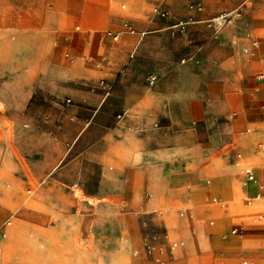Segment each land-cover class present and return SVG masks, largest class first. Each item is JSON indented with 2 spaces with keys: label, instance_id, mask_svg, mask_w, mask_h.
<instances>
[{
  "label": "crops",
  "instance_id": "obj_1",
  "mask_svg": "<svg viewBox=\"0 0 264 264\" xmlns=\"http://www.w3.org/2000/svg\"><path fill=\"white\" fill-rule=\"evenodd\" d=\"M157 1L137 0L127 13L97 5L92 7L93 24L104 14L114 30L110 32L119 33L120 37L117 41L102 38L98 44L94 34L79 35L84 46L78 54L81 57L94 54L96 58L86 68L62 72L60 77L90 84L96 89L93 93L74 95L81 102L78 110L67 113L55 108L57 126L53 129L55 134L50 135L56 136L62 131L67 142L76 135L79 137L87 124L91 126L92 137L78 142L77 137L72 153L82 158V162L104 164L98 196L112 201L114 211L119 210L120 201H124L123 208L131 217L183 206L181 217L188 219L190 209L196 211L193 213L196 221L190 223L195 235L188 232L184 221L179 223V228H174L167 220H162V213L148 217L147 230L158 238L153 242L155 246L167 245L164 235L170 231L187 242L179 240L185 246L167 264H217L244 256L254 264H264V250L250 247L242 240L246 234L249 242L255 243V237L264 234V229L254 231L252 227L249 231V228L236 227L238 239L222 238L207 224L215 212L208 205L209 198L213 195L226 198L229 185L239 174V152L254 162V168L247 166L242 171L245 177L238 192L249 196L248 205L252 204V199L264 198V0H202L201 13L188 11L190 0H162L159 6L169 10L171 17L163 20L154 16L159 21L154 23L150 21V7ZM80 5L76 0H25L21 10L14 3L6 15L8 19L20 20L19 24H8L0 29V37L16 36L14 50L22 51L24 62L28 64L33 54L49 50L53 42L54 45L58 42L71 45L63 34L69 18L76 17ZM190 17L194 21L184 29L170 28ZM126 21L139 31L151 26L160 27V31L145 32L142 38L124 30L119 32ZM51 56L38 58L49 64ZM155 75L160 84L167 82V90L155 93V88L147 86L148 79ZM103 81L115 83L116 89L106 95L101 87ZM188 84L199 87V91L187 94L185 85ZM182 86L184 89L180 91ZM58 97L50 96V99ZM0 100L4 102L1 97ZM8 112L10 116L14 114L12 109ZM117 112L121 113L119 126L125 130L122 139H113L107 132ZM197 113L202 125L192 127ZM157 115L167 117L168 125L164 130L169 135L168 140L155 132ZM210 116H215V121ZM97 129L104 130L103 138L96 139ZM205 129H211V133L196 141L194 137ZM5 130V126H0V131ZM227 148H233L230 156L224 154ZM110 161L121 169L122 179L108 180L112 178L106 171ZM190 171L198 178L194 179V184H184ZM248 171L254 174V183L247 181ZM65 174L59 172L53 179L69 178L78 185V180L84 177L83 171ZM207 178H212L213 186ZM63 190L60 182L52 180L41 188L37 198L36 204L42 211L39 227L45 231L38 233L30 228L32 233L27 236L31 243L44 245L42 263L92 264L99 259L105 264L114 263V258L118 257L116 249L121 252L116 236L131 230L127 218L116 215L114 219L102 221L90 213L80 216V203L66 200ZM2 199L0 217L5 214V208L8 211L6 202L11 198ZM213 202L218 203V198ZM250 211L264 213V202H257ZM57 217L59 221L50 224ZM223 219L227 223L222 228L219 225L218 230H224L229 222L224 215ZM27 222L37 226L34 221ZM99 227H104V234L95 235L93 247L81 250L75 246L78 241L91 245L93 233ZM209 231L214 235L212 238L206 236ZM16 232L14 228L11 235ZM132 241L129 236L123 247L131 245ZM5 246L4 242L0 244L1 252L5 251Z\"/></svg>",
  "mask_w": 264,
  "mask_h": 264
},
{
  "label": "rangeland",
  "instance_id": "obj_2",
  "mask_svg": "<svg viewBox=\"0 0 264 264\" xmlns=\"http://www.w3.org/2000/svg\"><path fill=\"white\" fill-rule=\"evenodd\" d=\"M25 0H0V29L8 26V24H19L20 20H11L7 17L9 7L15 3L16 6L22 10ZM67 2V0H62ZM81 4L79 6L76 17H70L68 25L63 34L67 37L70 46L58 42L57 45L52 43L49 50H44L41 53L33 54V59L30 63L24 62L23 52L14 50V45L17 43V37L12 35L3 39L0 37V126H5V131H0V202H3L4 196H10L8 205V211L5 208V214L0 217V232L7 234L5 239H0V244L3 242L6 244L5 251L1 252L0 248V264H43L45 261L43 250L44 245L39 242L35 244L31 243L30 228L37 231H45L39 227L40 216L42 212L36 202L40 194L41 188L46 183L54 180L61 183L64 188L63 193L69 202H79L81 210L78 214L87 216V213L94 214L97 220L104 218L114 219L117 217H125L128 220V224L131 225V230L127 233L117 235L115 240L121 244V252L116 249L117 258H114L112 264H162L159 259L167 264L172 259V256L168 248H166L171 241H179L185 239L181 236H177L169 232V241L167 245L156 246L158 248H164L165 254L160 256L158 251L149 253L145 248V239L153 242L155 240V234L150 233L147 229L149 227L148 217L159 215L162 213V220H167L170 223V227L179 228V223L184 221L187 224L188 232L195 235L194 228L190 223L196 221V211L190 209L188 212V219L182 218L181 213L184 212L185 207H174L171 209H156L150 212L148 215L142 217H131L128 214V210L123 208L124 201H120L118 204L119 210L114 211V203L109 199H100L98 194L103 182L102 170L103 163L96 162L95 164H88L87 161L82 162V158L76 157L73 152V145L78 137H73L72 140L65 142L63 132L54 135H50L54 127L57 126V114L55 108L61 109L67 113L71 110H78L81 106V102L75 99L74 95L77 93H93L96 87L83 82L72 81L71 79H64L60 77L62 72H72L78 68L87 67L88 63L93 62L96 58L94 54L81 57L78 51H81L84 46L79 38L80 34H94L96 42L99 44L101 39L110 38L107 34L113 31L109 27V20L106 15H100L96 24H93L91 19L92 7L94 5L100 7L111 8L113 10L127 13L131 10L132 4L137 0H76ZM83 1V2H82ZM162 3V0L157 1L150 7V21L154 23L159 22L154 17V9ZM53 3L49 5V9H52ZM125 6V8H123ZM22 23V22H21ZM23 26V24H21ZM79 28V29H78ZM126 31L130 33V30H134L138 35V38L145 37L142 33H156L160 31V27H147L142 30H136L129 22H124L123 28L120 31ZM178 30V29H176ZM113 43H119L114 42ZM48 55H52L51 63L44 62L43 57L46 59ZM39 57V58H38ZM181 64H184L183 60ZM119 74V73H118ZM155 77V84H151L150 80ZM147 81L149 88H155V93L164 89L167 90V82L160 84L158 76H152ZM105 82V81H104ZM105 85H111V83L105 82ZM187 86L185 92L187 94L197 93L199 87ZM116 89V86L114 90ZM183 86L180 91H182ZM113 90V91H114ZM50 96H59L58 99H50ZM11 106L14 114L10 116L7 106ZM120 112L114 115V120L111 126H107V132L112 136L111 138L122 139L125 135L124 127L119 126ZM212 119H216L215 116ZM192 127L201 126L200 114L197 113L193 117ZM215 121V120H214ZM211 122H208L210 126ZM215 123H213V126ZM168 120L166 116H155V132H160V137L164 140H168L169 135L164 129H167ZM212 125V124H211ZM59 126V124H58ZM249 129L246 131L248 132ZM199 132V131H198ZM211 133V129H206L204 132L197 134L194 139L196 141L202 140L205 134ZM80 133V132H79ZM213 133V131H212ZM96 139L104 137V130H96ZM91 138L92 131L91 126L86 125L84 130L79 135L77 142L82 138ZM62 140V141H61ZM72 149V151H71ZM233 148H227L224 152L226 156H230ZM239 163V174L229 185L228 194L226 198H219L215 195L211 196L208 200V205L213 209L214 215L207 224L212 226L213 230L219 232L222 238H235L238 236L233 235L232 230L236 227L254 228V231H263L264 229V213L259 211H250L257 202H264V198L256 201L252 199V204L248 205L246 198L249 196L238 192V188L243 186L244 175L242 171L248 166L254 168V162L247 160L242 152L237 154ZM254 170V169H253ZM76 171H83V178L79 179L78 185L73 184L69 178H57V173H66L68 175L73 174ZM106 171L112 176L108 180H120L122 179L121 169L112 161L106 164ZM65 174V175H66ZM90 174L91 177L87 175ZM190 177L185 183L194 184L196 173L194 171L189 172ZM214 185L212 178H207ZM64 183V184H63ZM198 192V188L194 187ZM31 191V193H29ZM95 196V197H93ZM218 198V203H214L213 199ZM225 205V208L222 207ZM1 209V208H0ZM94 212V213H93ZM33 213V214H32ZM194 213V214H193ZM194 216V220L192 217ZM223 215L229 220L226 227L223 229H217L220 225L221 228L227 222H224ZM59 217L53 218L50 224L57 223ZM31 220L37 226H31L27 221ZM11 221V225L7 223ZM258 222V223H255ZM214 224V225H212ZM251 226V227H250ZM130 227V226H129ZM17 228L16 234L11 235V230ZM249 233V232H245ZM91 245H85V243L76 242L75 246L79 249L87 250V248L93 247V240L95 235H103L104 227H99L95 233H93ZM131 234V235H129ZM116 235V234H115ZM129 236H132L133 241L131 245L126 246ZM206 236L212 238L214 235L212 232H208ZM231 239V240H235ZM242 240L250 247H255L259 250H264V234H260L255 237L256 242H249L250 237L246 234ZM11 241V242H10ZM237 241V240H235ZM186 242V241H185ZM187 243V242H186ZM188 244H186L187 246ZM187 248V247H186ZM120 252V253H119ZM138 252V255L135 253ZM179 251L174 253L175 257ZM171 256V257H169ZM104 260H97L92 264H105ZM244 261H248L249 264L255 262L248 257H240L236 260H222L217 264H243Z\"/></svg>",
  "mask_w": 264,
  "mask_h": 264
},
{
  "label": "built area",
  "instance_id": "obj_3",
  "mask_svg": "<svg viewBox=\"0 0 264 264\" xmlns=\"http://www.w3.org/2000/svg\"><path fill=\"white\" fill-rule=\"evenodd\" d=\"M187 8H188V11L190 13H201L203 10H204V5H203V2L202 0H190L187 4ZM154 16L156 18H160V19H163V20H166V19H169L171 17V12L167 9H164L160 6L156 7L154 9ZM224 18V17H223ZM193 18L190 17L187 21H180L174 25H172L170 28H176V29H184L189 23L193 22ZM130 33L131 34H135L136 32L134 30H130ZM109 37H111L113 40L117 41L120 37V34L117 33V34H114V33H111L109 32L107 34ZM143 36H145V34H143ZM155 80L156 78L155 77H152L150 82L151 84H155ZM101 87L104 89V91L106 92V95H109L113 90H114V87H115V83H111V85H105V82L103 81L101 83ZM119 119H121V115L118 116ZM246 176H247V181H253L254 180V174L251 172V171H248L246 173ZM185 214H182V216H184ZM8 226L11 225V221H9L7 223ZM234 235H238L239 234V230L238 229H235L233 230L232 232ZM6 235L2 232H0V239L4 238ZM169 235L166 234L164 235V239L169 241ZM155 241L158 240L157 237H154ZM185 246L184 242H181V241H171L169 242L168 246L166 248H168V251L171 255H174L175 252H177V250H179L180 248H183ZM145 248L146 250L149 252V253H152L153 251H158L160 256H163L165 254V249L164 248H156V246L154 247L151 243V241L149 242L148 239H145ZM158 261L160 262H164L162 261L161 259H159Z\"/></svg>",
  "mask_w": 264,
  "mask_h": 264
},
{
  "label": "bare ground",
  "instance_id": "obj_4",
  "mask_svg": "<svg viewBox=\"0 0 264 264\" xmlns=\"http://www.w3.org/2000/svg\"><path fill=\"white\" fill-rule=\"evenodd\" d=\"M143 34H145V32H144V33H142V35H143ZM254 181H255V179H254L252 182L254 183Z\"/></svg>",
  "mask_w": 264,
  "mask_h": 264
}]
</instances>
